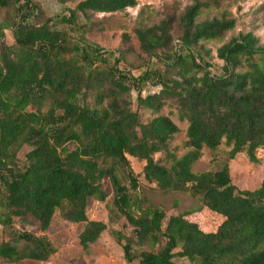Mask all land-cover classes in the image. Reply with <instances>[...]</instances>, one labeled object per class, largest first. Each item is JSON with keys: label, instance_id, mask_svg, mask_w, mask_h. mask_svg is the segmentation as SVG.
<instances>
[{"label": "trees", "instance_id": "trees-1", "mask_svg": "<svg viewBox=\"0 0 264 264\" xmlns=\"http://www.w3.org/2000/svg\"><path fill=\"white\" fill-rule=\"evenodd\" d=\"M242 1L172 0L157 22L142 6L133 33L140 52L162 67L151 64L133 76L119 68L125 51L105 50L83 36L95 29L92 14L120 13L136 0H56L61 12L38 25L29 21L35 12L30 0H0L4 263L53 255L56 248L44 236L11 226L17 220L44 232L56 213L84 223L78 243L86 251L106 229L103 221L87 219V204L107 200L101 185L107 179L110 221L124 218L132 228L129 236L113 231L123 240L127 263L264 264V178L254 189H239L226 161L192 170L202 148L216 154L224 146L228 160L244 153L250 162L264 148V45L251 33L240 34L216 49L218 70L206 59L205 43L222 42L235 26L222 6ZM165 106L186 123L181 156L168 148L179 128L162 113ZM22 144L29 149L19 168ZM128 157L143 162L146 182L164 192L187 190L199 209L224 219L205 232L188 212L165 218L140 195Z\"/></svg>", "mask_w": 264, "mask_h": 264}, {"label": "rangeland", "instance_id": "rangeland-1", "mask_svg": "<svg viewBox=\"0 0 264 264\" xmlns=\"http://www.w3.org/2000/svg\"><path fill=\"white\" fill-rule=\"evenodd\" d=\"M38 8V20L41 22L54 14L60 12L59 5L55 0H31ZM135 7H128L120 13H95L91 19L95 23L94 30L87 32L83 39L86 43L98 45L105 50H123L125 51V60L119 65L136 76L144 68L153 64L155 67H162V62L156 58H147L139 50V42L133 33L134 19L138 10L142 6H148L151 15V21L157 22L162 12L172 2V0H136ZM75 3H70L72 7ZM221 9H225L234 19L235 26L226 33L222 42H207L205 49L209 51L207 61L212 64L213 70H218L221 61L216 57V49L231 38L240 34L251 33L258 39L260 45H264V0H243L239 3L226 2ZM216 12H214L215 14ZM83 19H80L82 22ZM122 34L128 36V41H121ZM135 93L132 92V100ZM134 107V106H133ZM48 107L42 108L46 113ZM163 114H170L173 122L178 126L179 132L174 135L168 144L170 151L176 156H181L187 151L184 146L186 123L179 121L175 113H171L170 108L165 106L162 109ZM143 119L149 117L148 112H141ZM28 146L22 144L16 155V165L21 168L24 163V155L28 151ZM227 148L220 147L216 154H212L208 149L202 148L201 157L192 166L194 172H200L208 169H217L226 161L229 167V174L232 183L239 189H254L258 187L264 178V148L258 149L256 153L257 161L250 162L244 153L238 154L234 159L226 158ZM157 156V155H156ZM216 157L214 160L213 158ZM129 166L133 174L137 176L139 183V193L143 196L151 207L161 209L165 218L171 215H177L181 212H188L186 218L196 222L199 227L205 231H214L224 219L223 216L215 214L205 207L199 209V203L192 198L187 190L183 191H161L153 183H148L142 175L143 162L133 157H128ZM102 189L107 194L105 202H99L95 199H89L87 204V219L101 220L106 224V229L99 238L83 251L78 243V235L81 232L84 223H70L62 220L56 213L50 226L44 232H39L32 225L22 224L15 220L12 223L11 230L15 232L27 231L36 236H44L55 248L56 252L45 261L24 259L15 263H4L0 259V264H129L123 258L120 245L123 240H119L114 235L118 232L121 235L129 236L132 228L127 224L124 218H113L110 221V215L106 204L110 202L113 195L111 186L107 179L102 180ZM3 232L0 226V241ZM180 264H187L180 260ZM130 264H138L136 261Z\"/></svg>", "mask_w": 264, "mask_h": 264}, {"label": "crops", "instance_id": "crops-1", "mask_svg": "<svg viewBox=\"0 0 264 264\" xmlns=\"http://www.w3.org/2000/svg\"><path fill=\"white\" fill-rule=\"evenodd\" d=\"M31 1V0H30ZM55 2H56V0H55ZM31 3L35 6V12H34V14L29 18V21L32 23V24H35V25H38V24H40L41 22H43L44 20H42L41 22H37V20H38V17H39V15H38V8H37V6L31 1ZM57 3V2H56ZM58 4V3H57ZM59 5V7H60V9L62 8L61 7V5L60 4H58ZM69 5V4H68ZM60 12H61V10H60ZM59 12V13H60ZM56 14H58V13H56ZM55 15V14H54ZM50 18V17H49ZM48 19V18H47ZM46 20V19H45ZM5 33H6V35L7 36H9V32L8 31H4Z\"/></svg>", "mask_w": 264, "mask_h": 264}]
</instances>
